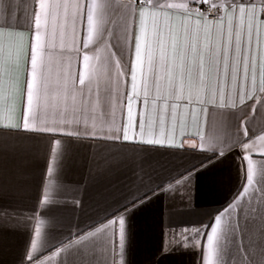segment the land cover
Instances as JSON below:
<instances>
[{
	"label": "crops",
	"instance_id": "1",
	"mask_svg": "<svg viewBox=\"0 0 264 264\" xmlns=\"http://www.w3.org/2000/svg\"><path fill=\"white\" fill-rule=\"evenodd\" d=\"M8 2L0 0V7ZM33 3L34 0H28L29 10ZM23 7L16 8L13 4L18 15ZM173 19L175 23V15ZM67 24L70 33L71 21ZM77 29L81 41L78 46L82 49L83 32L79 24ZM16 31L22 32L23 49L27 51L32 33L23 29ZM149 32L151 38V26ZM68 46H71L70 37ZM94 48L92 42L88 50L78 55L66 53L77 72L82 69L84 51L93 58L90 63L97 67L109 55L101 49L97 60ZM252 50L254 55L264 53V25L253 36ZM58 59V55L53 56L48 84L54 95L62 96L57 77ZM156 70L164 86L160 93L155 88L152 90L147 115L153 119L159 95L167 97L169 91L164 79L165 69L158 63ZM25 78L23 58L13 70L11 87L9 76L0 73V264H28L27 253L36 258L33 264H122L117 228L108 221L126 209L123 264H202V257L207 259L206 237H196L195 229L211 225L215 215L230 204L232 207L223 220H230L234 225L238 223L235 244L231 243V237L228 241L222 239L223 251L213 258V264H248L247 258L238 256L236 245L252 244L254 253L264 252V139L257 138L264 136V107L259 106L258 76L256 102L246 97L241 105L237 95V106L226 110L235 113L237 119L243 115L241 108L247 110L250 135L256 133L255 142L246 153L255 166L251 184L245 179L246 161L241 159L238 150L222 158L212 153L226 150L235 142L236 137L225 123L230 117L218 116L216 124L220 140L227 143H209L207 121L201 117L197 125L195 119L187 117V88L184 99L169 97V101L179 107V123L173 133L169 122L168 134L174 136L176 144L190 137L198 144V149L143 144L142 140L152 138L147 125L143 137L135 130L133 142L134 130L129 129V140L124 141L122 127L127 117L126 109L122 115L120 107L110 111L108 116L99 110L90 113L89 132L79 139L66 135L72 130L70 127L51 133L25 131L22 126L6 127L21 121L25 105L20 86ZM215 79L213 70L210 83L215 84ZM137 83L140 84L139 73ZM128 87L130 90V85ZM121 91H124L123 85ZM246 91H252L251 84ZM137 112L138 102L133 101L134 117ZM47 119L52 123L55 116L50 113ZM49 137L62 138L64 146L53 174L48 171L52 162ZM156 137H159L158 127ZM204 164L207 166L202 168ZM186 174H192V178L190 190L185 194H181L184 189L171 194L157 191ZM145 196L149 198L145 200ZM184 229L191 230L188 235L199 239L200 246H175L173 234ZM37 230L40 231L39 239L36 238ZM33 241H36L34 248ZM170 244L174 247L168 248Z\"/></svg>",
	"mask_w": 264,
	"mask_h": 264
},
{
	"label": "snow or ice",
	"instance_id": "2",
	"mask_svg": "<svg viewBox=\"0 0 264 264\" xmlns=\"http://www.w3.org/2000/svg\"><path fill=\"white\" fill-rule=\"evenodd\" d=\"M13 4L16 8L24 6L23 12L18 15ZM27 5L28 0H9L0 7V73L9 76L10 87L13 70L22 58L26 65V78L20 86L24 112L20 122L6 127L22 126L25 131L38 133L70 127L72 130L66 135L79 139L89 132L87 119L90 113L99 110L108 116L110 111L120 107L122 115L126 109L127 117V123L122 127L124 141L129 140V129L134 130L133 142L135 130L143 137L147 125L148 135L152 138L142 140L143 144L198 149L192 138L186 136L176 144L174 136L168 134L169 122L173 133L179 123V107L170 102L169 97L182 100L187 88V117L195 119L197 125L201 117L207 121L209 143H227L220 140L216 124L218 116L230 117L225 123L236 140L226 150H214L212 153L216 158H222L238 150L241 159L246 161L245 179L248 184L252 183L255 166L246 153L250 152L256 133L250 135L247 110L241 108L243 115L238 119L235 113L230 114L226 110L237 106V95L241 105L246 97L256 102L257 76L259 106L264 107V53L254 55L252 50L253 36L264 25V0H259V4L256 0H76L75 3L70 0H34L30 10ZM174 15L177 18L175 23ZM78 24L83 32L82 49L78 46L81 43ZM17 29L32 33L27 51L23 49L22 32ZM69 37L71 46H68ZM92 42L97 53L95 59H99L101 49L109 55L97 67L90 63L93 58L84 51L83 66L77 72L66 53L76 52L78 55L80 51L88 50ZM55 55L59 56L56 67L62 96L54 95L48 84ZM158 63L165 69L164 79L168 82L169 91L167 97L159 95V103L153 108L156 113L153 119L147 115L151 93L153 88L160 93L164 86L157 75ZM213 70L215 84L209 80ZM249 84L251 92L246 91ZM122 85L124 91H121ZM133 101L138 102L135 117ZM248 107L256 111L252 105ZM50 113L55 116L52 123L47 119ZM49 138L52 162L48 171L53 174L64 146L62 138ZM257 138L264 139V136ZM116 139L119 140L120 136L117 135ZM206 166L201 165L202 168ZM191 178L192 174H186L157 191L171 194L184 189L183 193L180 192L183 195L190 190ZM148 198L144 197L145 200ZM231 207L230 204L216 214L211 225L204 224L195 229L196 237H206L207 259L202 257V264H213V258L223 251L222 239L228 241L231 237V243L235 244L238 223L234 225L230 220H223ZM127 211L108 221L109 225L117 228L122 264L127 239ZM189 231L184 229L173 234L175 246H200L199 239L190 237ZM39 237L40 231L37 230L36 238ZM194 239L195 242H191ZM35 243L32 242L33 248ZM172 247L171 244L168 246ZM236 252L242 259L247 258L248 264H264V252L254 253L252 244L236 245ZM35 259L27 253L28 264H33Z\"/></svg>",
	"mask_w": 264,
	"mask_h": 264
},
{
	"label": "built area",
	"instance_id": "3",
	"mask_svg": "<svg viewBox=\"0 0 264 264\" xmlns=\"http://www.w3.org/2000/svg\"><path fill=\"white\" fill-rule=\"evenodd\" d=\"M118 1L122 2V0H118ZM257 1H259V0H257ZM218 2H222V0H218Z\"/></svg>",
	"mask_w": 264,
	"mask_h": 264
}]
</instances>
